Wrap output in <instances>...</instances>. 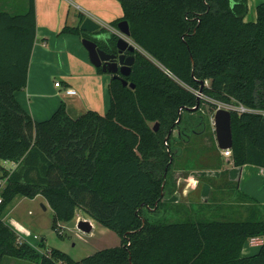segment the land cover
<instances>
[{"label":"trees","instance_id":"1","mask_svg":"<svg viewBox=\"0 0 264 264\" xmlns=\"http://www.w3.org/2000/svg\"><path fill=\"white\" fill-rule=\"evenodd\" d=\"M116 1L124 15L111 27L127 21L140 48L124 78L135 89L112 78L107 113L89 111L78 119L62 104L50 119L37 122L19 105L15 93L28 85L36 43L35 0L24 14L0 11V162L15 165L7 170L0 163L6 183L0 192V264L4 258L39 264H264V244L256 255H242L248 241L264 238V205L257 200L243 195L235 202L245 208L239 220L228 218L239 211L221 204L216 210L224 213L208 220L166 202L176 185L173 133L204 124L193 115L203 102L190 110L202 82L207 98L251 111L232 113L233 166L264 168V2L257 20L246 22L249 0ZM80 20L63 33L118 51L116 34L102 29L94 35L109 38L99 40L81 31L83 15ZM17 196L46 199L59 236V224L71 223L80 210L116 233L121 245L81 261L58 249L40 254L2 219Z\"/></svg>","mask_w":264,"mask_h":264},{"label":"crops","instance_id":"2","mask_svg":"<svg viewBox=\"0 0 264 264\" xmlns=\"http://www.w3.org/2000/svg\"><path fill=\"white\" fill-rule=\"evenodd\" d=\"M262 2L264 0H249V14L246 22L257 20V7ZM29 5L30 0H0V11L24 14L29 9ZM35 6L36 43L29 68L28 85L24 90L15 93L19 105L37 122L50 119L62 104L66 105L73 119H78L89 111H95L104 116L110 107L109 85L112 76L105 73L100 74L91 64L88 52L82 44V38L64 34L63 30L66 27L77 28L81 23L80 16L83 15L85 20L89 18L101 25L102 29H106L109 34L119 36V30L111 27V24L123 17L121 5L116 0H35ZM93 37L99 40L105 39L104 41L109 38L108 34H93ZM55 76L60 78L61 88H57L56 83L53 85L52 78ZM65 89H73L77 95L67 96ZM191 132L193 136H201L204 130L197 133L191 130ZM176 139L177 142L174 143L176 149H178V144H188L192 140L189 138L187 141H180L179 136ZM182 156L183 154H179L177 150L176 159ZM0 163L8 170L15 169V165L11 163ZM223 166L211 171L213 178L209 179L208 183L199 184L191 194L183 193L182 198L190 195L194 198L192 201H196L201 206L205 204V206L216 208L221 204L214 199L216 189L227 193L235 184H238L237 190L233 189L237 198L244 195L264 205V168L252 165L236 168L229 165V167L226 166L227 169H224ZM192 186H188L185 193L189 192ZM175 195L176 193L168 197L166 202L182 204L181 197L178 198ZM27 201L31 204L44 201L46 205H43V208L49 212L53 222L54 211L42 196L35 199L17 196L8 206L2 219L18 235L21 242H26L40 254L48 253L51 249H47L45 237H41L38 242L37 237L32 238L31 228L34 222L31 214L21 215L16 211L18 204ZM184 202L190 204L188 200ZM96 223L91 218L93 232ZM66 225L69 223H60V228ZM92 235L93 233L89 236ZM262 239L264 238L255 239L254 243L252 240L248 241L242 252L243 257L256 255L259 252L258 248L264 244ZM2 264H39V262L4 258Z\"/></svg>","mask_w":264,"mask_h":264},{"label":"rangeland","instance_id":"3","mask_svg":"<svg viewBox=\"0 0 264 264\" xmlns=\"http://www.w3.org/2000/svg\"><path fill=\"white\" fill-rule=\"evenodd\" d=\"M118 37L120 38L122 37V35L119 34ZM129 41L132 44L136 45L132 39H130ZM138 49L140 50L139 47ZM59 81L60 78L58 76L52 78L53 85ZM202 102V110L198 112L196 118H199L201 122H204V125L197 127L198 132H200V130H204V132L201 136H193L191 132V129L193 128L192 126L188 127L189 129L182 130L183 134L181 139L179 140L187 141L189 138H192V140L190 143L187 142L188 144L181 143L177 145L179 154L182 153L183 156L175 160V164L173 165V179L176 183L175 196L178 198L179 196L181 197L182 204L180 206L186 207L191 211V214L193 216H196L198 219L204 218L209 220L219 218V214L222 211L216 210V208L210 206H205V204H203L204 206L202 208L199 203H196V201H192L194 200L193 196L191 197L189 195L188 197L182 198L183 193L185 195L191 194V192L194 191V189L199 184H203L204 182L208 183L209 179L213 178L211 171H214V169L219 168L221 165H224V169H227L226 166H233V161H227L221 155V150L218 148L216 143L213 126V118L215 113L217 112V109L219 107H222V109H226L227 105L217 103L204 95ZM1 176L2 174L0 172V177ZM180 178L182 179L179 180ZM0 182H2L3 184L4 180L0 179ZM5 185L6 183L0 186V192L5 188ZM191 185L193 186L191 187V189H189L190 193L186 192V194L185 191L187 190L188 186ZM214 199H217V202L219 203L221 202V207L225 210H230L231 212L239 211V213L241 214H231L228 216L229 219L239 220L241 217L246 216L244 212V206L239 203H235L238 200L244 199L241 196L240 198H237L235 196V191L233 190V188L229 189L227 193H222L220 190L216 189ZM185 200L190 201V204L184 202ZM43 205H46L44 201H37L35 204H31L29 203V201H27L23 204H18L16 207V211L21 215L25 214L28 216L29 213L31 214V218L34 222L31 228L32 238L35 239L37 237L38 242L40 241L41 237H45L47 240V249L61 250L71 256L74 260L81 261L98 251H101L103 249L116 248L121 245V239L116 233L104 228L98 223H96L94 227L92 236L85 235L80 232L77 228V221L79 217H83L91 223V218L85 212L80 210L76 212L74 220L69 223V225L60 228L61 234L59 236L55 231H53L52 218L49 215V212H46L44 210ZM258 249H260V247Z\"/></svg>","mask_w":264,"mask_h":264},{"label":"water","instance_id":"4","mask_svg":"<svg viewBox=\"0 0 264 264\" xmlns=\"http://www.w3.org/2000/svg\"><path fill=\"white\" fill-rule=\"evenodd\" d=\"M80 29L87 34H95L102 30V26L87 18L80 26ZM118 30L122 37H120L117 42V55L108 54L106 51L99 48L98 43L90 39L84 38L82 44L89 53L90 62L95 68L102 69L105 74L111 75L114 79H120L124 86H130V88L135 89V86L129 85L124 78L130 76L132 67L135 63L134 54L139 49L137 45L129 41L131 39V32L127 21L121 22L118 26ZM127 53L131 55L127 56ZM205 85L206 83H201L200 95H203V88ZM201 102L202 97L198 96L197 106L190 110L193 112L198 111L201 107ZM182 112L183 109L180 110L179 114L182 115ZM213 125L218 148L221 151L231 150L233 148L232 112L225 109L218 110L214 115ZM158 130L159 124L157 123L155 124L154 131L157 132ZM77 228L85 235L93 233L92 224L85 219H81L77 223Z\"/></svg>","mask_w":264,"mask_h":264},{"label":"built area","instance_id":"5","mask_svg":"<svg viewBox=\"0 0 264 264\" xmlns=\"http://www.w3.org/2000/svg\"><path fill=\"white\" fill-rule=\"evenodd\" d=\"M166 73L169 75L168 72H166ZM56 87H57V88H61V87H62L61 82H56ZM65 94H66L67 96H76V95H77L76 91L73 90V89H65ZM195 94H196L197 97H198V96H201L202 99H203V95H200L199 92H195ZM224 105H225V104H224ZM220 109H222V107H219V108L217 109V111L220 110ZM225 110H228V111H230V112H232V113H233V112H237L238 114H243V113L251 112L250 110L246 109L244 106L239 105V104H236V105H234V104L227 105ZM213 126H214V125H213ZM222 155H223V157H224L227 161H230V160H232V158H233L232 150H225V151H222ZM4 183H5V181L3 182V184H4ZM3 184H2V182H0V186H2ZM1 202H2V199H1V197H0V204H1ZM81 219H85V218H83V217H79L77 223H78ZM85 220H86V219H85ZM252 242L254 243V242H255V239H252Z\"/></svg>","mask_w":264,"mask_h":264},{"label":"flooded vegetation","instance_id":"6","mask_svg":"<svg viewBox=\"0 0 264 264\" xmlns=\"http://www.w3.org/2000/svg\"><path fill=\"white\" fill-rule=\"evenodd\" d=\"M96 43H97V42H96ZM98 46H99V44H98ZM99 48H100V46H99ZM100 49L104 50L103 48H100ZM104 51H106V50H104ZM106 52H107L108 54H110V55H117V54H118V51H117L116 53H115V52H108V51H106ZM129 55H131V54L127 53V56H129ZM197 114H198V113H197ZM197 114H196V113H193L194 116H197ZM203 125H204V124H203ZM198 126H201V125H198ZM198 126L194 125L193 128H192L191 130H193V132L197 133V132H198V129H197ZM176 134H177V135H176ZM178 136H179V139H181L182 134H181V133L179 134V131L176 130V131L173 133V139L178 138ZM165 144L168 145L167 140L165 141Z\"/></svg>","mask_w":264,"mask_h":264}]
</instances>
